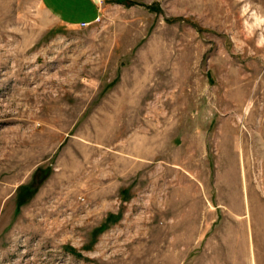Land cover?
Returning a JSON list of instances; mask_svg holds the SVG:
<instances>
[{"label":"rangeland","instance_id":"obj_1","mask_svg":"<svg viewBox=\"0 0 264 264\" xmlns=\"http://www.w3.org/2000/svg\"><path fill=\"white\" fill-rule=\"evenodd\" d=\"M0 264H264V0H0Z\"/></svg>","mask_w":264,"mask_h":264},{"label":"built area","instance_id":"obj_2","mask_svg":"<svg viewBox=\"0 0 264 264\" xmlns=\"http://www.w3.org/2000/svg\"><path fill=\"white\" fill-rule=\"evenodd\" d=\"M97 1L101 2V0H97Z\"/></svg>","mask_w":264,"mask_h":264},{"label":"trees","instance_id":"obj_3","mask_svg":"<svg viewBox=\"0 0 264 264\" xmlns=\"http://www.w3.org/2000/svg\"><path fill=\"white\" fill-rule=\"evenodd\" d=\"M123 1H126V0H123Z\"/></svg>","mask_w":264,"mask_h":264}]
</instances>
